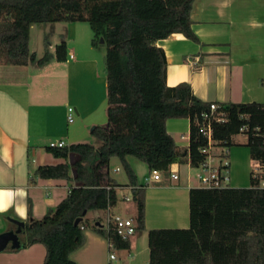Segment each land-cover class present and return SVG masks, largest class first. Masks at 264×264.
Masks as SVG:
<instances>
[{"label": "trees", "instance_id": "16d2710c", "mask_svg": "<svg viewBox=\"0 0 264 264\" xmlns=\"http://www.w3.org/2000/svg\"><path fill=\"white\" fill-rule=\"evenodd\" d=\"M194 0H0V63L44 65L66 59V42L54 53L38 58L30 50V29L44 22H88L91 43H105L107 76V125L92 134L98 144L74 143L53 148L56 157L77 155L72 178L67 162L41 165L42 178H62L76 183L68 195L40 220L27 226L23 246L41 244L43 264H78L71 253L85 242V215L89 210L116 205L119 184L102 168L118 157L129 185L138 177L128 157L144 162L149 170L166 173L184 154L167 130L169 118L190 120V143L186 153L199 168L208 144L200 131L205 121L223 113L226 121L212 120L213 144L231 146L233 137L245 133L251 158L262 169L250 174V186L226 188L192 187L189 191L190 226L153 228L148 231L149 264H264V103L227 102L211 111L210 103L197 97L188 82L167 84V56L157 42L173 33L200 42L193 29ZM248 126L242 132L240 128ZM106 184L114 187L107 189ZM144 188L133 189L137 231L145 229ZM84 211L86 214L84 215ZM83 217L76 225L75 220ZM94 228L109 237L117 249H128L130 239L107 234L100 221Z\"/></svg>", "mask_w": 264, "mask_h": 264}, {"label": "crops", "instance_id": "0c3cea01", "mask_svg": "<svg viewBox=\"0 0 264 264\" xmlns=\"http://www.w3.org/2000/svg\"><path fill=\"white\" fill-rule=\"evenodd\" d=\"M225 2L194 0L192 26L200 42L180 33L157 42L167 56V84L188 82L197 97L219 105L264 103V27L253 28L249 24L256 20L264 25V0H227V7ZM78 23L66 24L65 60L53 59L44 65L0 63V189L14 192L22 188L27 193V220H22L15 211L16 203L24 202L16 197L13 206L0 213V233L15 229V220L24 222L27 229L32 220L42 219L49 209L55 208L75 185L73 179L38 176L36 170L41 165L69 162L70 154L67 159L56 157L49 143L64 140L69 146L92 137L87 142L97 145L90 126L107 125L105 65L100 62L96 46L90 43L92 32ZM79 36L83 40L82 47L76 42ZM70 106L75 110L73 122L67 119ZM166 126L184 151L171 165L179 178L173 179L166 172L161 180L144 188L145 229L137 231L130 239L128 249H121V254L115 251L117 259H109L107 238L88 230L84 233L83 245L70 255L76 263L149 264L150 229L190 226L189 191L192 187H201L196 177L199 168L191 165L186 153L190 120L169 118ZM239 135L243 134L235 135L234 142L245 143L246 137L241 140ZM247 147L244 153L239 148L229 147L231 187L250 186L251 171L262 170ZM128 161L139 184L143 183L142 170L146 166L132 156ZM102 170L109 172L108 166ZM70 176L74 178L75 171ZM116 182L117 190L124 187L132 195L128 179L124 183ZM27 239L26 231L18 236L19 247L1 251L0 264H43L45 247L41 244L23 247Z\"/></svg>", "mask_w": 264, "mask_h": 264}, {"label": "built area", "instance_id": "2783aa9c", "mask_svg": "<svg viewBox=\"0 0 264 264\" xmlns=\"http://www.w3.org/2000/svg\"><path fill=\"white\" fill-rule=\"evenodd\" d=\"M221 105L216 104L214 102L210 103V109L211 111H215L217 108H219ZM203 118L205 121L202 123L200 131L207 137L208 144L206 147H203L201 150L203 153H205L206 157L204 161L200 164L199 170L196 173L197 180L200 183L201 187L205 188H226L229 186V180H230V160H229V146H223L221 154L216 155L213 152L214 144H213V137H212V120L215 119L217 121H226V115L223 113H220L218 115L213 116V119L209 117L208 114H203ZM67 119L69 122H73L75 119V110L73 107L68 108V115ZM242 132H245L248 130V126L244 125L240 128ZM243 134L246 139L247 135L245 133ZM49 146L52 148H61L67 146L66 142L64 140H57V141H51L49 143ZM217 160V163H216ZM120 168H117V171ZM169 175L173 179H178L179 175L170 167ZM164 172L162 170L153 169L149 170L148 174H142L144 178V182L141 184H138L137 186H131L129 185V188L132 191V195H123L122 200L123 201H132L134 200L133 195V189L137 188H145L148 184H150L153 181H159L162 179ZM260 186L264 188V176L261 179ZM114 186L110 184H106V188L110 189ZM117 188V186H115ZM71 191V188H69V192ZM135 201V200H134ZM114 205L108 204L107 208L105 209L107 212L106 221L103 225V228L107 234L109 232H114L118 236L122 237L123 239H131L136 233H137V222L135 219V216H122L120 214H115L112 211V208ZM86 227L85 224H81L80 228L84 230ZM108 240V246H109V259L115 260L117 259V255L115 253V247L111 239L109 237H106Z\"/></svg>", "mask_w": 264, "mask_h": 264}, {"label": "rangeland", "instance_id": "374dc122", "mask_svg": "<svg viewBox=\"0 0 264 264\" xmlns=\"http://www.w3.org/2000/svg\"><path fill=\"white\" fill-rule=\"evenodd\" d=\"M66 24L67 22L66 23L65 22H44V23L34 24L30 31V41H29L30 50L32 52H35L38 58L44 56V54H46L47 52L54 53L56 50V45L59 44L63 39L65 40V32L67 31V29L65 28ZM78 24H79L78 26H85L88 30L92 32L91 27L88 22H80ZM76 42L78 46L80 47L83 46V40L81 36H79ZM96 48L98 49L100 62L105 65V60H104L105 53H106L105 45L103 46L100 44L96 46ZM95 125L96 124H93L92 126H90V129H92V127ZM91 138L89 140H84L81 142H87V141L89 142L91 141ZM238 138L242 140L244 139V135H239ZM229 147L232 149L239 148V150H241V152L243 153L244 151L247 152L248 150V147L245 145L244 142H235ZM221 148L222 147L215 146L213 149L214 154L216 155L221 154ZM76 159H77V155L74 152H71L70 159L68 162L70 174L75 171L73 164L76 161ZM140 162L146 166V168H143L142 172H144L145 174H148L149 169L147 165L142 161ZM216 163H217V160H216ZM117 167L120 168L119 169L120 171H117L116 169ZM108 168H109V175L111 178L115 179L116 181L123 182V183L127 181L128 179L127 173L124 170L120 162V159L118 157L111 158ZM252 168L254 169V166ZM248 180H249V177H248ZM241 187H248V186H241ZM124 189H125L124 187L122 188L120 187L117 190L118 195H119V200L116 203V205H114V207L112 208V211L115 214H120L125 217L133 216V214H135L136 212V204L133 201H123L122 200L123 193H126L129 196L131 195L130 191L124 190ZM106 216H107V212L105 209L89 210V212L85 215L84 223L86 227H85L84 233L88 230H94L96 232L97 230L94 228V225L98 221L104 224L106 221ZM26 231L27 229L25 230V232ZM97 232L100 233L99 231ZM23 233H18L17 236H20V234L22 235ZM100 234L105 237L104 234L102 233ZM115 251L117 254L122 253L121 249L116 248Z\"/></svg>", "mask_w": 264, "mask_h": 264}, {"label": "clouds", "instance_id": "9594fccd", "mask_svg": "<svg viewBox=\"0 0 264 264\" xmlns=\"http://www.w3.org/2000/svg\"><path fill=\"white\" fill-rule=\"evenodd\" d=\"M225 7L228 6L227 0L225 2ZM250 27L256 28V27H264V25L260 24L256 20H252L249 22ZM26 196L27 193L21 188L17 189L16 191L11 190H3L0 189V213L7 212L10 207L13 206V203L15 201L16 197H19L21 201H24L22 203H16L15 205V211L17 215L22 220H27V204H26ZM7 197V199H5Z\"/></svg>", "mask_w": 264, "mask_h": 264}, {"label": "water", "instance_id": "95a60500", "mask_svg": "<svg viewBox=\"0 0 264 264\" xmlns=\"http://www.w3.org/2000/svg\"><path fill=\"white\" fill-rule=\"evenodd\" d=\"M100 44L103 46L105 45L103 38L100 39ZM94 127L95 126L92 127V130ZM85 214H86V211H84V215ZM82 219H83L82 216L77 218L75 220V224L78 225ZM14 222L16 224L15 229H10V230L0 233V252L4 251L7 248H12V247L17 248L20 246V242L18 240L17 234L25 232L26 226H25V223L22 221L15 220Z\"/></svg>", "mask_w": 264, "mask_h": 264}]
</instances>
